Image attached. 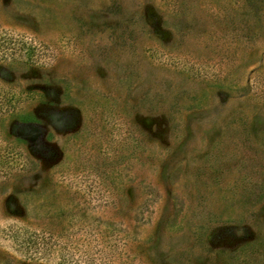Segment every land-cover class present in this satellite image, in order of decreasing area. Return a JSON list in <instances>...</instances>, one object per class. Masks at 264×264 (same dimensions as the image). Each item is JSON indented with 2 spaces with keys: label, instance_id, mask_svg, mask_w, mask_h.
Returning a JSON list of instances; mask_svg holds the SVG:
<instances>
[{
  "label": "rangeland",
  "instance_id": "obj_1",
  "mask_svg": "<svg viewBox=\"0 0 264 264\" xmlns=\"http://www.w3.org/2000/svg\"><path fill=\"white\" fill-rule=\"evenodd\" d=\"M0 264H264V0H0Z\"/></svg>",
  "mask_w": 264,
  "mask_h": 264
}]
</instances>
